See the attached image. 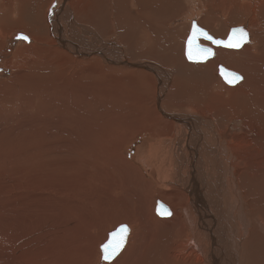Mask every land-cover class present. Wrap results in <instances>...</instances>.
Instances as JSON below:
<instances>
[{"label": "bare ground", "instance_id": "1", "mask_svg": "<svg viewBox=\"0 0 264 264\" xmlns=\"http://www.w3.org/2000/svg\"><path fill=\"white\" fill-rule=\"evenodd\" d=\"M158 1L165 7L174 0ZM60 2L48 11L53 31L36 35V42L56 39L59 47L46 53V48L30 43L18 52L14 64L21 75L14 72L13 83L19 90L0 108V159L5 165L0 167V264H97L100 254L101 264H264V45H245L238 52L213 43L217 58L193 61L186 45L184 49L189 29L171 27L177 15L169 8L157 14L155 0ZM190 3L216 38L233 28H243L249 36L252 30L250 25L230 30L227 20L211 19L220 12L239 21L251 16L255 25L263 21L258 30L264 37V0ZM191 16L187 14L193 20ZM86 22L98 30L90 31ZM65 24L66 32L57 29ZM153 58L162 63L151 62ZM40 68L51 71L40 75L49 76L48 83L36 76ZM230 73L242 79L229 83ZM67 77L78 83L71 84ZM92 77L98 81H86ZM145 83L152 84L153 92L144 93L139 86ZM22 84H28L24 90ZM76 91H99L103 100L109 96L124 107L138 102L139 115L129 119L112 110L114 117L105 125L73 116L58 129L48 123L50 129L44 132L51 140L45 149L39 142L35 145L41 153L48 152L50 167L35 168L38 157L32 143L23 150L25 157L15 160L22 137L33 139L40 131L39 114L48 110L38 104L45 95L83 104L85 96ZM183 104L188 113L180 110ZM92 130L102 141L99 146ZM143 133L145 140H138ZM134 136L128 155L126 145ZM66 141L75 154L71 162L53 157ZM92 168L101 176H94ZM168 170L173 175L165 179ZM93 177L108 181L107 202L101 206L86 203L87 192H78ZM174 181L184 194L176 191ZM66 192L80 196L76 206L61 203ZM172 196L175 203L184 197L185 204L173 209L168 201ZM159 201L167 203L170 216L158 213ZM122 225L132 233L129 242L115 259L105 261L99 246L103 250Z\"/></svg>", "mask_w": 264, "mask_h": 264}, {"label": "rangeland", "instance_id": "2", "mask_svg": "<svg viewBox=\"0 0 264 264\" xmlns=\"http://www.w3.org/2000/svg\"><path fill=\"white\" fill-rule=\"evenodd\" d=\"M53 1L54 0H35V1L34 0H0V32L2 34V36L0 34V83H1L0 84V105H1V102L4 100L3 104H2V106H0V108H3V106L5 104L8 105L9 103H11V101H10L11 95H12L13 92H15L16 88L19 87L18 86L19 84L16 85L15 83H13L14 82L13 81L14 72H16L17 75H21V72L16 69L17 65L14 64L15 62L16 63L18 62V59H20V54H18V52L20 50H22L23 48L27 47L28 44L30 46L32 44H37L38 46H42V47L46 48V53H49L50 51H53L57 47H59L58 46L59 45L58 41H56V39L54 37H52V39H55V41L54 40L48 41L45 38V39L41 40L42 43H40L39 41L36 42V35L39 36V37H42V33H44L45 35H48L50 33L49 31H53V24L55 22H53V20H51L52 16H50L48 14V11L51 10V7L54 10H56L57 7L61 4V2L58 3L61 0H55L56 2L54 1V3H53ZM69 1L70 0H68V2ZM190 1H192V0H182V1L181 0H174L171 3L172 5L170 4L171 6L169 5V3L167 1V4H165V7H166V5L169 6V7L165 8L163 6V2L161 3L160 1L155 0V2L157 4L159 3L158 5H156V8L159 7L158 11L156 9V13L157 14H160L161 11L165 12V14H166V12H167L166 9L169 8L168 12H174V14L177 15L176 17L171 19V27L177 29L179 32L181 30H184L185 26H186L187 30L189 29L188 32H185V35L187 34L186 40H187V37H188V35L190 33L191 23H192L191 22L192 20L187 17V14L188 15H192L191 16L192 19L197 20L198 24L201 27H203V28H205L207 30H210V32L212 31L211 27L201 24V15L197 12L196 5L193 6L190 3ZM254 1L255 0H242L243 3H249V4H251ZM50 3H52V5L50 6V9H49L48 6L50 5ZM174 5H175V7L173 8L172 6H174ZM197 5L202 6V2L197 3ZM72 6H73V4H72ZM162 6H163L164 10H162ZM180 6L181 7L184 6V7L180 10V8H179ZM13 8H15L14 10H17L19 12V14H21V15L20 16L19 15H14L13 11H12ZM170 9H171V11H170ZM8 12L10 14H12V15L11 16H10V14L8 15ZM220 13L214 14L213 16H211V19H214V18L215 19H219L218 21H221V22H222V20H227L228 23H229V27H230L229 29L230 30H231V27H242L244 25H250L251 29H252V30H250V36H249V42L248 43H245L241 47L236 48V49L235 48L234 49L233 48H228V49L238 50V52H239L240 50H242V48L245 45H249V46L250 45H254L255 47H258L259 43L264 45V37H263L262 33L259 34V30H258L260 28V26L263 25V21L260 22L259 25H255L252 22V20H251V16H245L241 21H239L237 18H228L226 16L225 12H223L222 15H219ZM19 17H22V19L16 21V19H18ZM72 17L74 19L75 16L72 15ZM80 18H77L76 22H78L80 20ZM81 20H83V19H81ZM78 23H80L79 27L81 29L85 28L84 26H82L83 25L82 22L79 21ZM31 25H33V28L35 30H32V26ZM85 25H86V27L89 28L90 31L94 30L96 32L98 30L96 28L94 29L93 27H91L88 24V22H86ZM67 27H68V25L65 24L64 27H58L57 29H60V30H62L64 32H66ZM20 33H23V34L27 35L29 38H31L30 41L27 42L24 39L17 38L18 34H20ZM211 33L213 34V32H211ZM213 35L217 36L216 34H213ZM228 35H226L225 37L227 38ZM106 37H108V36H105L103 38L105 39ZM225 37L223 36V38H221V36H220L221 39H225ZM110 39H111V36H110ZM186 40L184 42V49H185V45H186L185 44ZM30 43H32V44H30ZM201 43L203 45L211 47L212 49H214V47H215V44H213L210 41L202 40ZM218 47H222L221 49H227V47L222 46V45L218 46ZM218 47H216V48H218ZM174 49H177V46H174ZM39 50H41V49H39ZM36 53H39V51L36 50ZM66 58H68V57H66ZM213 58H217L216 50L214 51ZM91 59L87 60V61H92ZM153 59H152L151 62H154V61L161 62V60L158 61L159 60L158 58H155L154 60ZM144 62H148V61H144ZM135 63H132V64H135ZM168 68L171 69V65L170 64H169ZM240 68L242 69L241 66H240ZM148 71H151V70H148ZM45 72H51V71H47V70H45L43 68H40V70L36 73V76H40V75H42ZM45 77L48 80L46 78L41 77V76L39 78L41 80H45L48 83L49 80H50V77L47 76V75ZM67 78H69L71 84L73 82H77L78 83V79H76L74 77H67ZM244 79H246V76L244 77ZM22 81L24 82V80H22ZM86 81L97 82L98 78L96 79V77H92L91 80L88 79ZM139 84L143 85L142 82H139ZM27 85L28 84H22L20 86L22 87V90H24ZM235 86H236V84H235ZM139 87H141V88L143 87L142 89L144 90V93H145V91L148 94L153 92V86L150 83H145L144 86H139ZM54 88H56V84L54 85ZM35 89L38 90V88H35ZM18 90L19 89H17L16 91H18ZM76 92H77L78 96H82V95L85 96L84 99H83V104L79 103L78 101H73V99L69 100V101L67 99L64 100L60 96L55 95L54 93H50V92H48V95H45V97L42 96V97H44L43 99H45V100L41 99L42 102H40L38 104V108L40 110H42V108L44 109V107H45V109L48 110V112L45 111V110H43L42 112L40 111L41 113H43L45 111L44 114H39V119H41L40 124H39L40 125V131H38L37 136L34 137L33 139H26L25 137H22V144H21L20 148L16 152V157L14 158L15 160L19 161L23 157H25V154L23 153V150L26 148V146L29 143H32V144H34L32 146V148L34 149V152H36L35 157H38V158H36V163L34 164L35 168L36 169H45V170H47L50 167L48 165V162H49L48 152L44 151L43 153H41L39 151V149L37 148V146L35 145V143L39 142V144L42 145L43 148L45 149V146L51 140V138L48 136V134L45 133L48 129H50V127L48 126V123L55 124V126H51V127L55 128V129H58L62 125V122L65 121V119L69 118V116H70V119L72 120L71 116H73V119H80L81 118L80 120H85V118L87 117V119L93 120L96 123H98L99 121H102L103 125H105L112 117H114L113 111H115V110H118L119 113L122 116L125 115L129 119H133L134 117H137L139 115L138 102H136V106L135 107H131L129 105H126L124 107L122 105V103L120 102V100H116L114 98H110L109 96L106 97L103 100V97L105 95H101L99 91H94V92H91V93H89V92L83 93V92H80V91H76ZM135 96H137V95H135ZM89 98H90L91 101H88ZM52 100L56 101V102L55 103L54 102H50ZM62 101H63V103H62ZM70 102L72 104H70ZM53 103H54V106H52ZM74 103H77L78 105L77 104L74 105ZM183 106H184V104L181 105V109L180 110L182 112H184V113H188V107L187 108H182ZM54 107L56 108V110H55ZM62 107L65 108V109H62ZM77 108H78V110H77ZM57 110H59V111H57ZM65 110L68 111L69 113L68 112L65 113ZM76 110H77V112H76ZM105 110H107V111H105ZM109 110H111V112H109ZM56 111L59 114H57ZM61 111H62L61 115L64 118L61 117V115H60ZM54 112H55V116H53L54 114H52ZM176 112H178V111H176ZM68 114H70V115H68ZM261 114H263V112H261ZM77 115L79 116V118H77L78 117ZM29 117H30V115H29ZM29 117H28L27 121H29V119H30ZM55 117H56L55 121L58 122V123L54 122ZM60 118H61V120H60ZM44 127H45V129H44ZM46 127L48 129H46ZM89 127H91V126H88V127L86 125L83 126L84 129L85 128H89ZM92 128H90L89 130H91ZM92 132L94 133L93 130H92ZM84 134H85V130H84ZM148 134H149V132H148ZM145 135L146 134L143 133L142 136H140L138 138V140L139 139H144L145 140ZM95 136L97 138V146H99L102 141L99 140V137L96 134H95ZM160 137H163V136H160ZM59 139L61 140L62 138H59ZM136 139L137 138L134 136L133 139L129 143H127L126 149H128V152H127L128 155L132 154L131 148H132L133 144L135 143L134 140H136ZM58 141L59 140H57V142ZM162 146H163V148L165 150H167L169 148L167 146V140L162 142ZM93 147H95V145ZM72 149H73V146L71 145V142L66 141V142L63 143V148L61 150L60 155L59 156H53V157L58 159L59 161L62 160V159H65V160L71 162L72 159H73V156L75 155L73 153ZM0 158H1V153H0ZM4 166L5 165H4L3 161L0 159V167H4ZM68 168L70 169L71 165ZM92 171H93V175L94 176H97V177L101 176V174H99V170L98 169L92 168ZM172 175H173L172 170H168L165 174H163V177L165 179H170L172 177ZM97 177H93L92 180H89L87 182V187H86V189L88 188L87 190L84 189V188L81 189V187H80L78 192L82 196H84L86 194L85 192H87V194L85 195V198L87 199L86 203L91 202L94 206H101V205H103V204H105L107 202V198H106V195H105L106 187H104V182L106 181V179L97 178ZM107 182L108 181H106V184H107ZM170 185H171V183H170ZM173 185L175 186L177 192H179L180 194H184L185 193V190L182 188V185L176 184V181L173 182ZM82 190H85V191H82ZM97 194H98V196H97ZM183 199H184V197H180L179 196L177 198V200H176V203H175V197L174 196L168 197V201H169L171 207H173V209L174 208H180L181 206H183L185 204ZM79 200H80V196H76V195L73 196L71 194V192H66L64 194H61V196H60L61 203H66L67 201H71L72 205H75V206L77 205V202ZM194 203H195L194 199L191 198L190 202H189L191 208H193ZM164 204H167V203L164 202ZM157 207H158V205L156 206V210H157ZM165 217H168V216H165ZM117 226H119V225H117ZM117 226H116V228H117ZM112 228L114 229L115 226L112 227ZM92 232H94V231L92 230ZM115 232H117V230H115ZM95 233H96V231H95ZM131 234L132 233L129 231V234H128V237H127V243H126L125 246H127ZM110 236H112V233L110 234ZM101 244H103V243H101ZM99 249H100L99 253L103 251L100 246H99ZM122 251H123V249L121 250V252ZM71 254H73V253H71ZM96 254H97V252H96ZM117 256H115L113 259H115ZM100 257H101V254L98 255L96 257V259H95V262L97 264H101L100 263ZM86 264H90V263L88 262ZM93 264H94V262H93Z\"/></svg>", "mask_w": 264, "mask_h": 264}, {"label": "snow or ice", "instance_id": "3", "mask_svg": "<svg viewBox=\"0 0 264 264\" xmlns=\"http://www.w3.org/2000/svg\"><path fill=\"white\" fill-rule=\"evenodd\" d=\"M201 37H203L206 40L212 41L213 43H216L218 45H224L230 48H239L244 43L249 42V34L243 28L232 29V35L229 37L228 41L225 42L222 40H215L203 28L193 24L191 35L187 40L188 57L190 60L194 58L193 57L194 50H195L196 56L200 59H204L207 57V55L213 54L210 48H203L200 46L198 41ZM22 38L25 40L28 39V37L26 36ZM229 75L232 78V79H229L228 81L229 83L242 79V77H240L236 73H230ZM129 231L130 230L127 225H122L119 228V231L112 233L113 239L109 240L106 244L103 245V259L105 261H111L115 256L119 254V252L123 249L126 243Z\"/></svg>", "mask_w": 264, "mask_h": 264}, {"label": "water", "instance_id": "4", "mask_svg": "<svg viewBox=\"0 0 264 264\" xmlns=\"http://www.w3.org/2000/svg\"><path fill=\"white\" fill-rule=\"evenodd\" d=\"M191 22H192V23H191V29H190V33H189V35H188V37H187V40H188V38H189L190 35H191V31H192V26H193V24H195V25L201 27V26L198 24L197 20L193 19ZM201 28H203V27H201ZM203 29H204L205 31H207V32H208V33H209V34H210L215 40H222V41L227 42L228 39H229V37L232 35V30H231L230 33H229V35L227 36V38H225V39L223 40V39H221V38H216V37H214L213 34H212L209 30H207V29H205V28H203ZM233 29H234V28H233ZM24 36L28 37L27 35H25V34H23V33H20V34H18L17 38H21V39H23L22 37H24ZM201 39L206 40V39H204L203 37H201V38L199 39V41H198V43L200 44V46L203 47V48H210V49L212 50V53L214 54V50H213L211 47L206 46V45H203V44L200 42ZM24 40H25V39H24ZM187 40H186V50H185V52H186V55H187V57H188V45H187ZM25 41L29 42V41H30V38L28 37V39L25 40ZM206 41H209V40H206ZM210 42H212V41H210ZM212 43H213V42H212ZM216 45H218V44H216ZM223 46H224V45H223ZM229 48H230V47H229ZM233 49H234V48H233ZM235 49H236V48H235ZM213 54L207 55V57L204 58V59H200V58H198V57L196 56V53H195V50H194V52H193V57H194V58L191 59V60H193V61H202V60H205V59H207V58L212 57ZM188 58H189V57H188ZM157 211H158V213H159L160 215H170V210H169V209L167 208V206H166L163 202H161V201L158 202ZM162 213H163V214H162Z\"/></svg>", "mask_w": 264, "mask_h": 264}]
</instances>
